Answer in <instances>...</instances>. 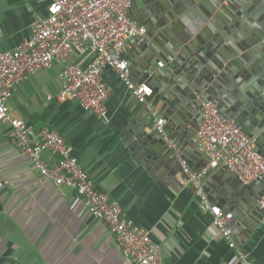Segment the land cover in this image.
Returning <instances> with one entry per match:
<instances>
[{"label":"crops","instance_id":"1","mask_svg":"<svg viewBox=\"0 0 264 264\" xmlns=\"http://www.w3.org/2000/svg\"><path fill=\"white\" fill-rule=\"evenodd\" d=\"M46 14L45 0H0V50L27 39L33 22ZM135 45L126 53L132 79L147 83L142 38ZM91 57L86 51L74 53L73 60L85 65ZM61 70V64L53 63L19 80L6 101L9 114L24 119L35 133L44 126L60 133L97 187L150 231L164 264H241L211 224L210 214L200 209L193 186L181 172L171 173L141 143L155 132L146 105L110 68L103 75L109 88L105 118L74 99L57 101ZM151 103L160 114L162 103ZM190 144L199 151L194 167L205 163L208 156L197 149L193 138ZM238 223L235 220L237 245L248 253L251 264H264V216L254 215L251 229L237 227ZM0 264H132L115 236L86 210L76 193L58 191L42 177L17 149L11 127L4 122H0Z\"/></svg>","mask_w":264,"mask_h":264},{"label":"built area","instance_id":"2","mask_svg":"<svg viewBox=\"0 0 264 264\" xmlns=\"http://www.w3.org/2000/svg\"><path fill=\"white\" fill-rule=\"evenodd\" d=\"M45 1L47 14L33 22L31 35L12 49L0 50V122L9 124L17 149L43 178L58 191L76 193L86 210L105 224L125 258L132 264H164L161 248L150 231L127 217L119 202L97 187L64 137L47 126L35 133L24 119L11 116L6 106L19 80L59 63L62 85L56 100L74 99L97 117L105 118L109 88L103 75L110 68L137 101L146 105L154 129L166 139V120L150 100L152 88L132 79L130 58L126 56L141 39L144 26L130 13L131 0ZM86 51L92 53L90 61L77 64L74 53ZM51 99L47 95V100ZM201 114L193 142L209 157L208 168L225 167L244 182L264 181V156L256 150L254 138L211 101L203 104ZM182 168L185 181L199 198L200 209L210 214L211 224L234 249L241 264H251L248 253L237 245L233 212L212 201L204 190L206 169L194 171L185 162ZM258 206L264 216V192Z\"/></svg>","mask_w":264,"mask_h":264},{"label":"water","instance_id":"3","mask_svg":"<svg viewBox=\"0 0 264 264\" xmlns=\"http://www.w3.org/2000/svg\"><path fill=\"white\" fill-rule=\"evenodd\" d=\"M129 11L144 26L143 76L153 105L162 103L167 130L166 139L155 130L141 143L171 173L185 178L182 162L206 169L204 190L232 208L237 227L251 229L254 215L263 216L258 200L264 181L244 182L225 167L207 168L206 156L194 167L199 151L190 141L203 104L211 101L264 156V0H134Z\"/></svg>","mask_w":264,"mask_h":264}]
</instances>
